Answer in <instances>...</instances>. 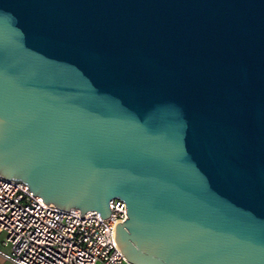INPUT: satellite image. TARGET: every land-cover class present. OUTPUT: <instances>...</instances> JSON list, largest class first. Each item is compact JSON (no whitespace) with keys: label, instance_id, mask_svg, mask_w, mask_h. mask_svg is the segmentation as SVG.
<instances>
[{"label":"water","instance_id":"water-1","mask_svg":"<svg viewBox=\"0 0 264 264\" xmlns=\"http://www.w3.org/2000/svg\"><path fill=\"white\" fill-rule=\"evenodd\" d=\"M0 176L123 200L132 264H264V0H0Z\"/></svg>","mask_w":264,"mask_h":264},{"label":"built area","instance_id":"built-area-1","mask_svg":"<svg viewBox=\"0 0 264 264\" xmlns=\"http://www.w3.org/2000/svg\"><path fill=\"white\" fill-rule=\"evenodd\" d=\"M22 181L0 176V259L12 264H124L114 240L127 219L123 200L109 202L110 214L69 211L46 204Z\"/></svg>","mask_w":264,"mask_h":264},{"label":"rangeland","instance_id":"rangeland-1","mask_svg":"<svg viewBox=\"0 0 264 264\" xmlns=\"http://www.w3.org/2000/svg\"><path fill=\"white\" fill-rule=\"evenodd\" d=\"M0 264H12V263H10V262L7 261V260L0 259ZM124 264H128V263H124Z\"/></svg>","mask_w":264,"mask_h":264},{"label":"bare ground","instance_id":"bare-ground-1","mask_svg":"<svg viewBox=\"0 0 264 264\" xmlns=\"http://www.w3.org/2000/svg\"><path fill=\"white\" fill-rule=\"evenodd\" d=\"M127 263H128V264H132V263H130V262H128V261H127Z\"/></svg>","mask_w":264,"mask_h":264}]
</instances>
